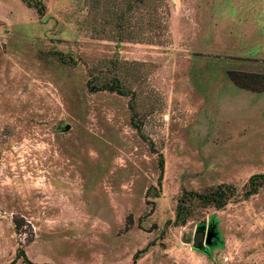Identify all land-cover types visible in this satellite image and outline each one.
<instances>
[{
	"label": "rangeland",
	"instance_id": "obj_1",
	"mask_svg": "<svg viewBox=\"0 0 264 264\" xmlns=\"http://www.w3.org/2000/svg\"><path fill=\"white\" fill-rule=\"evenodd\" d=\"M132 1L0 0V264H264V0Z\"/></svg>",
	"mask_w": 264,
	"mask_h": 264
},
{
	"label": "trees",
	"instance_id": "obj_2",
	"mask_svg": "<svg viewBox=\"0 0 264 264\" xmlns=\"http://www.w3.org/2000/svg\"><path fill=\"white\" fill-rule=\"evenodd\" d=\"M23 2L29 8H35L38 10L39 13L42 14V11H43L42 10V0H23ZM134 2L142 3V0H133L132 2H127L126 5H129L128 8L126 7L125 11L121 14V16L118 17L117 28L119 27V30L121 31L122 35L128 34L125 32L128 29H130V31L132 30V32L130 33L131 38L126 37V36H121V38L119 40L121 42L126 41V42L134 43V42H140L139 40H141L138 37V34H135V33H137V31L139 32V31L143 30L142 21L140 20L139 23L136 24L135 18L133 16L130 18H127L128 13L131 11H134V5H133ZM127 11H128V13H127ZM164 21H167V20L165 19ZM166 23L167 22H164L165 25H166ZM129 26H130V28H128ZM164 28L167 29L168 27L165 26ZM141 41H143V40H141ZM248 76L251 77V75H248ZM262 77H264V76H262ZM105 89H108L111 92L116 91V89L114 87H106ZM119 93L124 95V93H122L121 91ZM162 171H163V169H162ZM263 178H264V175H254L250 179V186H251L252 191L249 192V195H253V194L257 193V188H256L257 182ZM230 196L231 195L227 191L223 192L220 189H218V190H215L213 192H209L205 195H199L198 197L205 205H214L216 208L222 209L223 207H225L227 205V202H228V199L230 198ZM185 202H186V200L182 199L181 203L178 207L177 219H179V220L181 218H183V216L189 215L188 208L185 207ZM185 221H186V219L183 220L184 223H185ZM209 223H213V225H218V222H216L215 220H213ZM25 261L28 262V260H25Z\"/></svg>",
	"mask_w": 264,
	"mask_h": 264
},
{
	"label": "water",
	"instance_id": "obj_3",
	"mask_svg": "<svg viewBox=\"0 0 264 264\" xmlns=\"http://www.w3.org/2000/svg\"><path fill=\"white\" fill-rule=\"evenodd\" d=\"M70 126H66L65 131H68ZM207 227L203 226L197 229L194 240L193 248L200 252H207V246H213V238L218 237L217 225H213L209 233L206 235ZM206 243V244H205ZM207 245V246H206Z\"/></svg>",
	"mask_w": 264,
	"mask_h": 264
},
{
	"label": "flooded vegetation",
	"instance_id": "obj_4",
	"mask_svg": "<svg viewBox=\"0 0 264 264\" xmlns=\"http://www.w3.org/2000/svg\"><path fill=\"white\" fill-rule=\"evenodd\" d=\"M204 226L207 227V229L205 230L206 231V235H207L209 233L210 229L212 228L213 223H208L207 225H204ZM200 227H203V225L199 226L198 228H200ZM217 231L219 233L218 237L213 238V246L209 247V246L206 245L207 246L206 247L207 248V252H205V254H208L210 249L215 248L216 246H218L222 242V240H221V232H220V229H219L218 225H217Z\"/></svg>",
	"mask_w": 264,
	"mask_h": 264
}]
</instances>
